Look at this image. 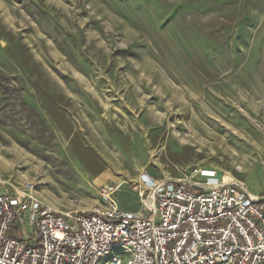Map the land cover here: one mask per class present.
I'll return each mask as SVG.
<instances>
[{"label":"rangeland","instance_id":"374dc122","mask_svg":"<svg viewBox=\"0 0 264 264\" xmlns=\"http://www.w3.org/2000/svg\"><path fill=\"white\" fill-rule=\"evenodd\" d=\"M0 72V173L58 211L194 166L264 193V0H0Z\"/></svg>","mask_w":264,"mask_h":264},{"label":"built area","instance_id":"2783aa9c","mask_svg":"<svg viewBox=\"0 0 264 264\" xmlns=\"http://www.w3.org/2000/svg\"><path fill=\"white\" fill-rule=\"evenodd\" d=\"M204 173H141L137 212L120 186L90 211H58L0 173V264H264V193Z\"/></svg>","mask_w":264,"mask_h":264},{"label":"water","instance_id":"95a60500","mask_svg":"<svg viewBox=\"0 0 264 264\" xmlns=\"http://www.w3.org/2000/svg\"><path fill=\"white\" fill-rule=\"evenodd\" d=\"M204 171L205 173L202 176L205 178H212V179H222L223 178V172L213 167L205 166ZM211 172H215V174Z\"/></svg>","mask_w":264,"mask_h":264},{"label":"trees","instance_id":"16d2710c","mask_svg":"<svg viewBox=\"0 0 264 264\" xmlns=\"http://www.w3.org/2000/svg\"><path fill=\"white\" fill-rule=\"evenodd\" d=\"M9 77L5 76L4 74H2L0 72V85H2V87H6V88H9L8 85H9ZM1 87H0V91H1ZM27 103L25 101H22V105H26Z\"/></svg>","mask_w":264,"mask_h":264},{"label":"crops","instance_id":"0c3cea01","mask_svg":"<svg viewBox=\"0 0 264 264\" xmlns=\"http://www.w3.org/2000/svg\"><path fill=\"white\" fill-rule=\"evenodd\" d=\"M149 175H150V174H149ZM151 176H152V175H151ZM138 179H139V177H138ZM210 182H211L212 184H214V183H216L217 181H216L215 179H211Z\"/></svg>","mask_w":264,"mask_h":264},{"label":"bare ground","instance_id":"6f19581e","mask_svg":"<svg viewBox=\"0 0 264 264\" xmlns=\"http://www.w3.org/2000/svg\"><path fill=\"white\" fill-rule=\"evenodd\" d=\"M228 182V181H227Z\"/></svg>","mask_w":264,"mask_h":264}]
</instances>
